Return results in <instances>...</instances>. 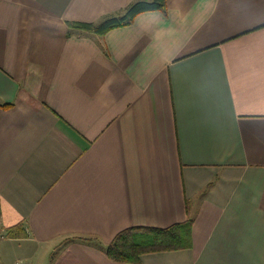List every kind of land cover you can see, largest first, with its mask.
I'll use <instances>...</instances> for the list:
<instances>
[{
    "label": "crops",
    "instance_id": "crops-1",
    "mask_svg": "<svg viewBox=\"0 0 264 264\" xmlns=\"http://www.w3.org/2000/svg\"><path fill=\"white\" fill-rule=\"evenodd\" d=\"M131 1L0 0V263L264 264V0L69 34ZM188 219V246L105 254Z\"/></svg>",
    "mask_w": 264,
    "mask_h": 264
},
{
    "label": "trees",
    "instance_id": "trees-1",
    "mask_svg": "<svg viewBox=\"0 0 264 264\" xmlns=\"http://www.w3.org/2000/svg\"><path fill=\"white\" fill-rule=\"evenodd\" d=\"M165 0H133L120 10L105 14L96 22L73 21L68 23L69 34L94 33L103 35L109 29L130 24L136 15L147 11H165ZM9 104H2L7 107ZM19 226L10 228L7 235ZM190 220L165 228L136 226L115 234L104 248L107 257L115 262L138 263L143 253L180 249L189 245Z\"/></svg>",
    "mask_w": 264,
    "mask_h": 264
},
{
    "label": "built area",
    "instance_id": "built-area-1",
    "mask_svg": "<svg viewBox=\"0 0 264 264\" xmlns=\"http://www.w3.org/2000/svg\"><path fill=\"white\" fill-rule=\"evenodd\" d=\"M1 264V263H0ZM15 264H18V263H15Z\"/></svg>",
    "mask_w": 264,
    "mask_h": 264
}]
</instances>
